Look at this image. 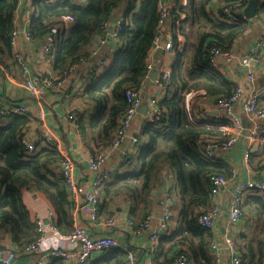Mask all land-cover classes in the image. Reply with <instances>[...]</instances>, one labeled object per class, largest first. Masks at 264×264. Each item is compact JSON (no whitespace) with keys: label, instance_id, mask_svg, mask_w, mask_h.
I'll return each instance as SVG.
<instances>
[{"label":"trees","instance_id":"trees-1","mask_svg":"<svg viewBox=\"0 0 264 264\" xmlns=\"http://www.w3.org/2000/svg\"><path fill=\"white\" fill-rule=\"evenodd\" d=\"M163 1L33 0L36 9L31 18L30 39L42 42L55 29L59 34L52 59L53 76L57 79L71 74L73 64L88 58L89 47L97 40L104 23H109L118 11L125 18L114 39L120 47L111 63L102 73L87 77L79 95V103L83 107L78 114L79 129L90 141H95L90 146L92 155L113 143L121 118L129 107L126 91L142 89L147 79V61L158 33L160 4ZM248 1L188 0L185 6L174 4L171 7L167 23H171L172 28L176 18L184 13L186 18L182 31L189 40L191 32L187 33L184 23L195 27V40L171 66L172 86L159 103L163 110L161 120L144 122L141 132L136 134L139 140L136 150L130 153L114 179L103 188L105 202L101 204L102 211L123 198L130 204L131 220L142 221L159 204L155 193L159 196L160 188L167 187L174 202L179 198L181 208L167 222L176 224V228L169 237L166 236L168 232L163 234L160 247L167 239L177 255L186 252L193 264H213L210 254L213 234L199 224L198 216L210 209L211 177L222 175L229 178L233 169L219 154L209 158L202 152L204 137L222 142L228 135L211 127L212 121H207L210 125L204 124V121L192 122L185 94L204 90L206 96L215 101L234 94L236 83L221 69L210 65L209 54L214 45L233 52L251 23L242 14ZM259 1L260 9L252 20L264 24V0ZM236 3L238 8L233 13L237 20L234 22L226 21L220 10L216 13L212 9L214 4L227 6ZM18 7L19 0H0V59L3 61L13 56L11 34ZM65 15L75 18L70 27L63 25L62 17ZM262 61L264 64V56ZM260 107L264 108V97ZM32 122L30 115L21 114H12L0 121V246L3 247L7 237L21 248L39 235L37 224L24 202V190L44 194L55 209V225L65 233L73 230L68 187L63 176L56 171L57 164L62 160L59 149L54 144L44 143L29 152L22 142ZM253 157L260 169L264 144L259 146ZM243 209L245 213L264 221V196H248ZM252 256L251 264L262 262L261 257L254 262ZM243 257L246 258L245 255ZM173 261L156 262L172 264ZM47 264L66 262L52 258ZM81 264H130V261L126 251L112 248Z\"/></svg>","mask_w":264,"mask_h":264},{"label":"built area","instance_id":"built-area-1","mask_svg":"<svg viewBox=\"0 0 264 264\" xmlns=\"http://www.w3.org/2000/svg\"><path fill=\"white\" fill-rule=\"evenodd\" d=\"M84 2L85 0H80ZM175 6V5H174ZM24 7L26 13L30 16L35 13V5L33 0H19V8ZM173 4L169 0H164L160 4V20L158 24V33L154 41V47L151 50L150 56L147 61L146 74L147 76L153 69V56L155 51L162 48L164 53L169 57H177L183 54L186 50L187 39L185 33L182 31V23L186 18L184 13L176 18L174 26L167 30V21L169 19L170 9ZM224 18L228 22H234L237 20L233 10L238 8L237 3L231 5H221L219 7ZM243 14V12H242ZM244 15V14H243ZM32 17V16H31ZM75 18L72 15H65L62 17V22L65 27H70ZM124 16L120 15L117 18L115 25L114 35L109 34V23H104L100 27V35L97 40L89 47L90 56L97 57L99 50L108 41V36L116 39L124 23ZM14 29L11 34L12 44V61L22 72L25 77L26 92L36 99L38 102H42L47 94V86L54 84L49 78H45L43 85L36 83L30 75V67L27 61L22 57L18 47L20 39V30L17 26V20L14 21ZM30 24H28L27 30L24 36L30 39ZM59 34L58 31L52 30L46 38L42 41L40 47V54L42 58L50 59L53 57V53L56 49ZM264 55V32L256 42L254 48L250 53L244 57L238 59V64L242 68L246 69V78L250 82V89L248 91L239 83L236 82V89L234 94L229 97L218 98L214 103V114H212V124L209 120L198 119L192 111V99L198 93L193 91L185 94L186 107L189 111V116L192 122H202L209 124L211 127L218 128L220 131L228 135L226 140L222 142L211 137H204L203 145L201 146L202 152L209 158H214L220 152H225L237 143L238 139L245 137L247 139V147L244 152V162L249 164L251 155L256 151L257 144L264 143V108L260 107V101L264 97V84L255 86V72L254 65ZM83 61V59H82ZM210 65L214 68L223 69L224 65H230L235 62V56L231 51H224L217 45H214L210 49L209 54ZM109 60L101 58L97 61L95 69L90 71V76L97 75L105 71ZM79 64L72 65L71 70L76 71ZM0 71L7 77L11 78V69L0 59ZM67 78L63 77L58 80L57 85H61ZM173 82V69L170 65H165L161 68L159 78L157 80L160 89L163 94L166 93L168 88L172 86ZM80 85V83H79ZM125 97L129 102L127 112L121 118L120 125L116 134V138L113 143L98 152L96 155L90 156L91 168L98 170L101 164L106 160L109 151L116 149L127 137L131 128L132 121L145 101V95L142 89H130L126 91ZM162 97L150 96L147 99L148 112L144 118L146 121H159L163 116V110L160 107V101ZM241 105L242 109L246 113L250 122V129L246 130V123L237 114L236 106ZM12 114L30 115L34 116L29 107L24 104L12 103L0 108V121L5 120ZM69 119H75L76 113L69 114ZM75 126L79 129L80 123L75 119ZM137 135L131 136V142L138 143ZM22 142L27 151L32 152L39 144L51 143L58 149L61 147V141L59 137L53 131H45L40 134H26L23 136ZM126 160V159H125ZM123 160V163L125 162ZM56 171L59 172L68 187L69 198L71 201V213L73 220V230L65 233L61 231L56 225L55 220L57 218L54 207L50 208L48 213V219L37 215L34 218V222L37 224L38 237L24 244L20 251L0 246V264H18L17 259L20 252L25 254L38 253V257L34 264H47L52 258L63 259L68 262L74 260L78 264L88 262L91 255L94 252H103L112 248H120L128 253V258L133 263V255L131 252L121 246L119 239L113 234H104L93 236L87 232L85 226L80 224L81 218H85L90 221H98L101 218V204L103 202L102 192L105 184L114 179L115 170H106L97 172L95 180L93 182V188L91 191L84 192L79 186V182L75 177V162L71 157L62 156V160L57 164ZM238 175L235 171L232 172L231 177L226 178L222 175H214L211 177V206L206 212L201 213L198 216V222L203 227L209 230L213 234V240L210 244V254L213 258V264H244L242 254L238 245V241L233 235L239 223L244 219L243 201L248 196L260 195L264 196V159L259 169L257 177H249L247 180H237ZM234 187V190L229 199V214L228 222L225 226L224 233L218 234L217 222L221 216V197L222 195ZM30 190H24V192ZM174 201L171 195L167 194V200L163 206L162 211V224L161 230H167V222L171 219L173 212ZM154 212V211H153ZM151 212L142 221H129L130 227L135 232L146 230L149 226L150 220L153 217ZM104 226L108 229H113L116 226L117 219L114 215L102 220ZM51 232L60 242V245L49 244L46 240V234ZM161 238V232L152 233L150 236L151 250L150 257H148L143 264H157L154 255H156L159 240ZM63 243L67 246L62 245ZM172 264H193L192 259L186 252H181L174 259Z\"/></svg>","mask_w":264,"mask_h":264},{"label":"crops","instance_id":"crops-1","mask_svg":"<svg viewBox=\"0 0 264 264\" xmlns=\"http://www.w3.org/2000/svg\"><path fill=\"white\" fill-rule=\"evenodd\" d=\"M188 0H173L174 4H180L182 6L187 5ZM221 5L214 4L212 7L213 11L217 13ZM121 11H118L116 16L119 17ZM30 16L26 13L24 7L19 8L16 13L17 26L20 30L19 39V51L22 57L27 61L30 67V75L32 79L43 85L45 78H49L54 82L47 86V94L42 100L38 102L36 99L31 97L25 88V77L21 70L14 65L12 59L5 61V63L11 69V78L5 77L0 71V106L4 107L8 104L18 103L27 105L34 116L31 124L29 134H40L45 131H53L61 141V147L59 152L62 156L71 157L75 162V177L79 182V186L84 192L91 191L93 188V182L95 180L97 172L106 170H115L117 173L120 171L121 166L130 153H133L136 149V144L131 142V136L139 134L144 125V118L148 112L147 99L150 96L163 97L164 94L157 83L159 78L160 70L165 65H170L173 62V57H169L164 52H160L159 48L155 51L153 56V69L147 76V79L142 87L145 95V101L142 106L138 109L128 133V137L114 150L109 151L106 160L101 164L98 170L91 168L90 156L91 148L94 142L90 141V138L84 136L80 129L75 126V119L78 120L79 113L83 111L82 104L79 103V95L83 91L84 84L87 81V77L90 76V71L95 69L97 61L101 58L111 60L114 53L118 51L120 45L116 40L108 36L107 43L102 46L99 50L97 57L88 56L85 60L81 61L76 68V71H72L71 74L62 82L61 85H57L59 79L57 76H53L52 71V59H43L40 54V47L42 42H37L24 36L27 30L28 24L31 20ZM171 25V23H170ZM170 25L167 23V30H170ZM187 33L191 32V39H187L186 51L189 50L191 44L195 40V27H192L189 23H184ZM264 32V24L258 20H251L249 28L246 33L237 41L233 54L235 56V62L230 65H224L222 71L230 77L235 83L239 82L246 91L251 87L250 82L246 78V69L242 68L238 64V59L244 57L250 53L254 48L256 42L259 40ZM263 56L258 58V61L254 65L255 72V86L264 84V64ZM177 58V57H176ZM185 67V66H184ZM156 72V75H155ZM100 74V73H99ZM158 75V78H157ZM96 76V75H94ZM80 83V85H79ZM192 111L194 115L201 120L212 121V114H214V103L215 100L206 96L204 90H198V93L192 99ZM0 107V108H1ZM237 114L246 123L247 132L250 129V122L241 105L236 106ZM75 112L76 118L69 119V114ZM264 143L260 142L257 144V150L260 145ZM247 147V139L245 137L238 139L237 143L231 149L220 152L219 155L222 159H225L227 163L232 167L238 175L237 180H247L249 177H257L259 174L258 161L253 157L250 158L249 164L244 162V152ZM165 187V186H164ZM160 188V195L155 193L156 201L159 203L155 206L153 217L150 220L149 226L146 230L135 232L129 225L131 220L130 216V204L123 198H119L111 208H104L101 211V218L98 221H90L85 218H81L80 224L85 226L87 232L93 236L113 234L115 235L121 244V246L127 248L133 255L134 264H143L144 261L150 257L151 241L150 236L152 233L161 232V237L165 232H168L167 237L171 236L176 224H168V231L161 230L162 224V211L163 206L167 200V187L166 192L162 193ZM1 189V188H0ZM234 190V187H230L221 197V209L222 213L217 222L218 234L224 233L225 226L228 222L229 214V199ZM103 203L105 202V194L102 192ZM247 198V197H246ZM23 199L27 205L32 219L39 215L42 216L45 221L48 219V213L50 208L53 207L51 201L42 193L35 191H25L23 193ZM244 203V201H243ZM172 214H175L181 208V202L179 198H176L174 202ZM244 210V209H243ZM114 215L117 219L116 226L113 229H108L103 225L102 220ZM241 247L242 255L245 264H251L252 260L257 262L259 257L262 258L260 264H264V221L259 220L256 215L244 212V219L239 223L234 234ZM243 236V237H241ZM51 233L46 234V240L49 244L60 245V242ZM161 238L157 247L156 255L154 258L156 261L163 263L172 262L177 256L176 250L172 247L171 242H167V239L163 241L162 248L160 247ZM5 247L13 248L20 251V248L13 243L11 238L7 237L3 242ZM62 245L67 246L63 243ZM160 248V249H159ZM102 252H94L89 261L94 259ZM38 253L25 254L20 252L18 255V264H34L38 257ZM130 261V260H129ZM66 262V261H65ZM66 264H78L74 260L66 262ZM130 264L131 261H130Z\"/></svg>","mask_w":264,"mask_h":264},{"label":"water","instance_id":"water-1","mask_svg":"<svg viewBox=\"0 0 264 264\" xmlns=\"http://www.w3.org/2000/svg\"><path fill=\"white\" fill-rule=\"evenodd\" d=\"M260 6H261V3H260L259 0H249L248 4L242 10L245 18L248 19V20L254 19L257 16V14H258V10L260 9ZM117 18L118 17L116 15H114V16L111 17V19L109 21V34L112 35V36L115 33V25H116V22H117ZM160 52L163 53L164 52L163 49H160ZM155 75H156V72H155ZM158 75H157V78H158ZM161 192L162 193L166 192V188L163 187L161 189Z\"/></svg>","mask_w":264,"mask_h":264},{"label":"rangeland","instance_id":"rangeland-1","mask_svg":"<svg viewBox=\"0 0 264 264\" xmlns=\"http://www.w3.org/2000/svg\"><path fill=\"white\" fill-rule=\"evenodd\" d=\"M176 60V57L173 58V62Z\"/></svg>","mask_w":264,"mask_h":264}]
</instances>
